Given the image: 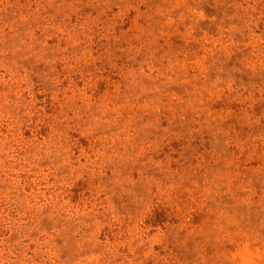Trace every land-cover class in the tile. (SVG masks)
I'll use <instances>...</instances> for the list:
<instances>
[{
    "label": "rangeland",
    "instance_id": "obj_1",
    "mask_svg": "<svg viewBox=\"0 0 264 264\" xmlns=\"http://www.w3.org/2000/svg\"><path fill=\"white\" fill-rule=\"evenodd\" d=\"M0 264H264V0H0Z\"/></svg>",
    "mask_w": 264,
    "mask_h": 264
}]
</instances>
